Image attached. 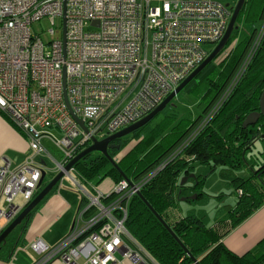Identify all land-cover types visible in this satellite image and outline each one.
Wrapping results in <instances>:
<instances>
[{"label": "built area", "instance_id": "obj_1", "mask_svg": "<svg viewBox=\"0 0 264 264\" xmlns=\"http://www.w3.org/2000/svg\"><path fill=\"white\" fill-rule=\"evenodd\" d=\"M46 18L53 27L61 21L60 40L33 33ZM230 19L221 0H0V110L28 135L33 154L15 170L0 165V221L12 223L37 196L48 172L43 155L55 162L54 176H70L75 168L65 167L93 140L143 120L201 66ZM263 33L264 23L257 42ZM52 129L63 135L51 137L58 158L42 143ZM155 175L124 179L108 194L89 185L95 195L73 179L83 206L61 243L31 245L37 264H151L126 220L131 199Z\"/></svg>", "mask_w": 264, "mask_h": 264}, {"label": "trees", "instance_id": "obj_2", "mask_svg": "<svg viewBox=\"0 0 264 264\" xmlns=\"http://www.w3.org/2000/svg\"><path fill=\"white\" fill-rule=\"evenodd\" d=\"M237 2L221 0L231 15ZM258 23H264V0H246L236 23L238 29L226 47L201 72L199 82L194 80L187 86L189 89L194 84L190 93L198 102L200 114L196 119L176 121L178 117L171 114L156 125L150 122L116 141L114 149L108 150L116 167L98 152L74 167L80 184L92 186H99L106 178L118 185L124 180L122 174L129 181H138L156 170L141 194L131 199L126 220L130 235L156 264H195L194 259L199 264H264V250L239 257L222 243L264 205V148L257 145L264 133V120L258 126L261 131L244 127L251 114L261 112L264 33L258 42L261 30L258 27L244 40L238 38L241 26ZM9 117L0 110V119L25 138L24 131ZM197 165L218 170L238 199L234 207L225 208L226 215L215 226L209 227L203 217L196 215L174 217L178 201L192 189L187 186L188 180L198 182L192 190L200 191L205 185L207 176L194 174ZM182 177L187 181L181 182ZM49 183L44 180L43 186ZM201 197L203 194L198 195ZM31 216L14 230L7 242L15 232L26 230Z\"/></svg>", "mask_w": 264, "mask_h": 264}, {"label": "crops", "instance_id": "obj_3", "mask_svg": "<svg viewBox=\"0 0 264 264\" xmlns=\"http://www.w3.org/2000/svg\"><path fill=\"white\" fill-rule=\"evenodd\" d=\"M24 135L25 138L19 136L8 122L0 119V165L9 164L10 169L15 170L21 167L26 160L33 155L30 149L29 137L25 132ZM44 140L45 138L42 143H44ZM48 150L52 151V149ZM42 164L47 166L45 161ZM51 174L53 175V172H51ZM58 188L59 185L45 198L40 206L32 213V216L30 215L31 217L26 230L15 232L13 238L5 245L1 246L0 264H37L40 257L31 249V245L35 241L40 239L49 247L53 248V246H57V244L71 232L75 220L74 218H76L75 215L76 213L78 214L83 206L82 198L78 204L72 198H68L66 194ZM220 197H223V200L225 199L223 195ZM19 198L21 202H16V205L23 207V198L18 197L17 200ZM68 199H70L71 202H69ZM228 206L229 208L234 207L231 202H229V205L225 206V208ZM174 217L178 218L180 216L176 214ZM216 223L217 221L215 222L214 220L212 226H215ZM10 224L11 223H7L4 220L0 221V234H2ZM222 243L229 251L239 257L263 251L264 205L243 224L225 237ZM150 262L151 264H156L153 260ZM53 264L63 263L56 261ZM125 264H131V262H126Z\"/></svg>", "mask_w": 264, "mask_h": 264}, {"label": "rangeland", "instance_id": "obj_4", "mask_svg": "<svg viewBox=\"0 0 264 264\" xmlns=\"http://www.w3.org/2000/svg\"><path fill=\"white\" fill-rule=\"evenodd\" d=\"M231 2L232 1H228V3ZM256 27L262 29L263 24L262 23H258L256 25L246 24L244 26H241L238 33V38L240 40H244L246 37L250 36L253 33ZM52 29H55L56 32L54 36L50 35V31ZM32 30L34 34L39 35L41 37L44 43L57 41L62 38V23L59 19L56 20L55 27L52 26L51 22L47 18L43 19L42 21L35 23L32 26ZM215 47L216 46H207V50L212 51L215 49ZM197 79H196L197 81L196 83L199 82V80ZM193 85H191L190 88ZM190 88L189 89L186 88L184 91H182L156 118H154L151 121L152 125H156L166 116H170L171 114L178 117L176 121H179L182 118L196 119L199 116L200 111L197 106L198 102L196 98L194 97L193 94L190 93L191 91ZM47 135L49 137L45 138L43 145L47 149H52V153L54 157L58 158L59 156L58 154H56V149L54 148V142L52 141L51 137L55 138L56 140H60L62 139L63 135L61 132H59L56 129L49 130L47 132ZM253 154L257 155L256 152H254ZM42 158L47 164V169H48L45 182L46 183L51 182L53 179L52 178L53 175L51 174V172H53V170L56 168V164L48 155H43ZM247 159L249 162L252 161L250 156H248ZM254 159L256 158L254 157ZM194 174L207 176V179L205 180V185L203 186V189H201L200 191L192 190L194 186L197 185L198 182H195L194 180L192 181L188 180L187 186L192 189L190 191L188 190L186 195L183 196L180 201H178V204L176 205V209L174 210V214L175 215L178 214V216H184V217L189 215H196L198 217H203L207 225L212 226L214 224V220L216 222L219 219H221V217L226 215L227 210H224V208L225 206L229 205V202H231L232 205L234 206L236 205L238 201L237 196L236 194H234V188L231 186V184H229V182L227 183L226 181L222 180L218 170L214 172L211 171L209 167L197 165ZM73 179H75L78 183L81 182L78 178L77 172L72 171L70 176H65L64 179L59 183L58 189L64 192L68 198L70 199L72 198L74 201H76L79 204L83 196L81 189L77 186V184L74 183ZM184 180L185 177H182L181 182ZM116 186L117 184L113 181V179L106 178L99 186H96V188L99 191L108 194L111 191H113L116 188ZM83 188H85L92 195H95V192L93 191L91 186L83 185ZM201 194H203V198L202 197L198 198V195ZM221 195L225 197L224 200L223 197H220ZM70 199H68L69 202H71ZM16 202L20 203L21 202L20 198ZM86 207L87 205H85L83 209H85ZM68 235L69 234H67L66 237ZM63 240H61L59 243H61ZM133 247L136 248L135 245H133Z\"/></svg>", "mask_w": 264, "mask_h": 264}, {"label": "water", "instance_id": "obj_5", "mask_svg": "<svg viewBox=\"0 0 264 264\" xmlns=\"http://www.w3.org/2000/svg\"><path fill=\"white\" fill-rule=\"evenodd\" d=\"M246 0H238L236 7L233 10V13L231 15V19L227 28V31L222 39V41L216 45L215 49L212 51V53L209 55V57L206 59V61L199 66L183 83H181L171 94L170 96L155 110L153 111L150 115L145 117L143 120L139 121L138 123L122 130L121 132H118L117 134H114L113 136H110L106 138L105 140L98 141V140H93L92 145H90L88 148L83 150L78 156H76L68 166L65 167L66 173L69 174V172L82 160L87 159L89 156H91L93 153H101L104 156H106L110 162L116 167L115 162L109 157L108 155V150L109 149H114L113 143L123 139L140 128L144 127L145 125L149 124L154 118H156L182 91H184L187 86H189L194 80H196L201 72L209 65L211 64L217 57L218 55L223 51V49L226 47L228 44L232 33L238 29L236 27V23L238 20V17L243 9V6L245 5ZM229 6V5H228ZM66 29L64 28V35H65ZM65 38V36H64ZM66 97V94H65ZM67 99V98H66ZM68 104V103H67ZM68 108L70 110L71 107L68 104ZM264 116V95L261 100V112L260 113H254L251 114L245 121L244 127L249 128L256 126L259 123L260 118ZM74 118L79 122L80 126L85 130V125L82 121H80L76 116ZM120 149V147H118ZM67 176L65 175L64 172L58 173L52 181L47 185L43 186L44 180L46 178V172H43L42 179L39 184V193L38 195L34 198V200L27 205L22 212L19 214V216L10 224V226L0 234V247L5 245L7 243V239L9 236L14 232V230L20 226L25 219H27L32 212L45 200V198L50 195V193L59 185V183L64 179V177ZM123 178L125 180H128V178L123 175ZM187 181V179L184 180V182ZM159 218V217H158ZM161 222L163 225L170 231L172 236L176 239L175 235L171 232L169 227L166 225V223L161 219ZM195 264H199L195 259Z\"/></svg>", "mask_w": 264, "mask_h": 264}, {"label": "flooded vegetation", "instance_id": "obj_6", "mask_svg": "<svg viewBox=\"0 0 264 264\" xmlns=\"http://www.w3.org/2000/svg\"><path fill=\"white\" fill-rule=\"evenodd\" d=\"M261 120H264V116H262V117L260 118L259 123H260ZM259 123H258L256 126H253V127L251 128V130L256 129V131H257V130H258V131H261V128L258 127V126L260 125ZM261 136H262V137H261V141H260V142H257V145H259L260 147L264 148V133H263ZM115 143H116V142H114L113 145H114ZM257 147H258V146H257Z\"/></svg>", "mask_w": 264, "mask_h": 264}]
</instances>
